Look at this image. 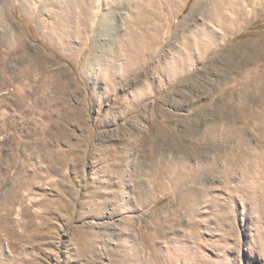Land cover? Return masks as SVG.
Wrapping results in <instances>:
<instances>
[{"label": "rangeland", "instance_id": "1", "mask_svg": "<svg viewBox=\"0 0 264 264\" xmlns=\"http://www.w3.org/2000/svg\"><path fill=\"white\" fill-rule=\"evenodd\" d=\"M262 94L264 0H0V264H264Z\"/></svg>", "mask_w": 264, "mask_h": 264}, {"label": "bare ground", "instance_id": "2", "mask_svg": "<svg viewBox=\"0 0 264 264\" xmlns=\"http://www.w3.org/2000/svg\"><path fill=\"white\" fill-rule=\"evenodd\" d=\"M244 80V79H243ZM248 90V89H247ZM263 93V92H262ZM263 95V94H262ZM264 96V95H263Z\"/></svg>", "mask_w": 264, "mask_h": 264}]
</instances>
